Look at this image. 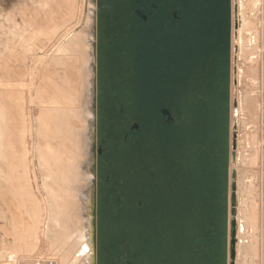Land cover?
Masks as SVG:
<instances>
[{"label":"rangeland","instance_id":"374dc122","mask_svg":"<svg viewBox=\"0 0 264 264\" xmlns=\"http://www.w3.org/2000/svg\"><path fill=\"white\" fill-rule=\"evenodd\" d=\"M56 1L46 0V3L45 0H0V64L2 66L11 60V53L23 54V48L27 44L31 46L36 42L47 40L48 44L54 41L55 44L51 43L52 46L59 42L67 45L66 43L69 44L72 40L73 34L81 35L86 32L89 24L87 0H61L63 8H60L61 5L59 6ZM136 1L147 7H150L151 3L160 4L164 11L171 10L175 13L180 10L179 4H176L180 0H92L96 8L94 22L91 24L94 34L92 55L95 75L94 209L92 211L95 264H141L139 209L141 206L148 209L147 217L143 215L148 221V226L151 222H156L154 218L159 219L160 222L165 221L168 212L165 214L163 210L166 212L168 208L170 196L168 189L171 187V177H174V173L172 174L168 169L171 162L167 158L170 146L174 144V133H172L174 130L166 123L167 117L162 114V110H171V115L181 114L186 119L189 113L197 114L196 110L199 108L195 106L196 102L190 97L191 94H186V90H189L190 93L197 92L200 99L207 103V106L201 110L206 113L211 110L213 114L221 96V89L217 88L215 81L221 80L222 74H225V71L219 69L224 55L220 56V53L215 54L212 51L201 55L199 64L203 61L204 65L193 82H190L189 87L174 84V77L180 73V70L177 69L175 62L171 64L172 53L169 52L167 55L165 50L168 46L164 43L154 47L147 46L151 43L147 40V56L141 58L137 46L139 40L136 39L139 38L142 27L140 20L134 15L137 8L134 6ZM212 3L214 5L215 0H212ZM239 5H241L240 15L235 12V8ZM222 7L219 5L220 11ZM101 8L109 14L106 12L101 14ZM225 9L229 13L227 107L224 122L228 157L226 244L222 264L230 262L233 183L236 185L235 193L238 191L239 218L242 226V229L237 230V235L239 234L237 238L240 242L237 241L239 249L235 264H264V0H228ZM51 11L53 13H50ZM156 16L155 14L154 17ZM42 22L43 24L40 25ZM47 22L51 25L45 24ZM239 23H242V37L237 44L234 41V29ZM205 30L207 32L204 35L210 37L211 31ZM59 35L60 37H57ZM174 40L172 52H175L173 47H180L177 44L179 42ZM18 56L23 55H17L16 58ZM22 60L20 59V64H24ZM44 62L48 64L49 59H45ZM236 66L241 67L240 85H237ZM2 72L0 69V78L12 81V77ZM29 79L26 78L28 81ZM26 80V83L23 82L19 86L20 88H16L14 96L18 97L19 105L26 107L27 110L24 112L27 116L29 114L30 122L25 118L28 125L31 123L26 139L29 142L28 146L30 145L32 158L36 153L37 142L41 140L37 137L35 120V116L38 117L41 93L38 90L39 80H36L32 87H28L31 85ZM223 84L225 85V82ZM24 87L28 88L26 89L28 93L25 92ZM10 89L15 90L14 87ZM21 91H24L25 96L22 100ZM33 96L37 97L34 105L31 104L34 101ZM0 97L2 98L3 95ZM1 98L0 106L3 109L4 97L2 100ZM235 99L242 103L238 116L234 114ZM22 102H26L25 105ZM36 102L39 103L36 105ZM248 106L251 112L248 111ZM35 107L36 109L32 110ZM3 114L4 111L1 115L5 122L8 118L6 119L7 114L6 116ZM183 126L184 124L181 126L180 123L177 124L181 129ZM192 127L194 129V126ZM194 136L198 137L196 132ZM199 137L203 138V134ZM234 140L237 147L236 156L232 160ZM42 142L39 141L40 144ZM208 146L210 149V140ZM62 159L65 160L66 157ZM209 161L212 166L215 161L214 151L209 153ZM35 164L37 165L36 160L28 165L33 169L32 171L28 167L29 184L21 185V188H17V192L13 190L15 187L9 188L8 184L2 182L6 174L0 173L2 174L0 264H34L35 259L30 262L23 258L27 259L35 253L38 254V250L40 256L42 255V264H48V261L52 260L59 261L64 252L70 251V246L75 241V237L69 238V234L73 233L72 227L85 224L89 215L85 206L82 208L81 217L76 213L75 207L76 212L73 206L70 210L63 208L68 204H74L71 201L73 186L71 190L67 187L69 185L67 173L58 172L55 178L47 167L44 169L47 171H44V175L47 176L44 188ZM49 164L52 165L51 162ZM140 168L143 170L142 175ZM61 171L63 172V169ZM232 171L237 173V179L232 178ZM212 172L214 176L213 167ZM209 174L211 175V169ZM183 175L186 178L187 171ZM150 178H156L157 181L152 191L146 183ZM144 188L146 194L144 193L143 196L141 189ZM148 192L152 193L151 198L147 196ZM6 211L10 212L8 219L4 217ZM151 212L154 213L152 217ZM152 229L156 230V227ZM168 236L171 237L170 229L162 239L164 249L157 251L154 249L152 254L150 253L152 259L146 264H171L166 254L170 250L168 241L167 244L165 241ZM33 246L34 251L31 255L29 249ZM26 247L29 249L27 250ZM73 257L71 263L75 264Z\"/></svg>","mask_w":264,"mask_h":264},{"label":"trees","instance_id":"16d2710c","mask_svg":"<svg viewBox=\"0 0 264 264\" xmlns=\"http://www.w3.org/2000/svg\"><path fill=\"white\" fill-rule=\"evenodd\" d=\"M226 2L228 0H215L213 5L212 0H180V2H176L179 4L180 10L175 13L171 10L164 11L162 6L157 4L158 9L152 11L147 22L134 12L142 27L139 38L136 39L139 40L137 41L139 56L141 58L147 56V40L149 43L151 42L147 46L153 45L154 47L159 43L168 46L165 52L167 55L169 52L172 53L171 64L175 62L177 69L180 70V73L174 77V84L190 86V82H193L194 77H197L198 71H201L204 65L203 61L199 64V60L205 52L212 51L215 54L220 53V56L224 55L219 69L225 71L221 80L215 81L217 88L221 89V96L213 114L211 110L207 113L201 110L207 106V103L200 99L197 92L190 93L189 90H186V94H191L190 97L196 102L195 106L199 108L196 110L198 113H189L187 119L181 114H172L173 121H168L165 117L166 123L174 130L172 132L174 133V144L170 146L169 155H167L171 162L168 169L172 174L174 173V177H171V187L168 189L169 205L167 209L164 207L166 212L163 210L165 214L168 212V218L163 222L154 218L156 222H151L148 226V221L143 217V215L147 217L148 209L144 206L139 209L141 264H146L152 259L151 252L154 249L155 251L164 249L162 239L165 238L169 229L171 237L168 236L169 238H166L165 241L166 244L167 241L169 243L170 250L166 254H168L171 264H222L223 262L226 244V166L228 157L224 135L229 37V13L225 9ZM219 5L223 6L222 11L219 10ZM134 6L141 8L140 5H136V2ZM105 12L101 8L100 13ZM106 14L109 13L106 12ZM155 14L156 17H154ZM205 29L211 31L210 37L204 35L207 32ZM173 39L177 40L179 42L177 44L180 45V47H173L175 52H172ZM179 123L180 126L184 124L182 129L177 127ZM184 132L186 133L184 134ZM194 132L198 137L194 136ZM209 132H211V139H209ZM201 134H203V138L199 137ZM191 138L193 140H190ZM211 151L215 152V161L212 166L209 161ZM210 169L211 175L209 174ZM139 170L142 175L143 170L141 168ZM186 171L187 177L185 178L183 174ZM146 183L152 191L153 185L157 181L156 178H150ZM146 183L144 181V187ZM141 191L144 196L145 188ZM151 195L152 193L148 192L149 198ZM153 215L154 213L151 212V217ZM155 227L156 230H153L152 228Z\"/></svg>","mask_w":264,"mask_h":264},{"label":"bare ground","instance_id":"6f19581e","mask_svg":"<svg viewBox=\"0 0 264 264\" xmlns=\"http://www.w3.org/2000/svg\"><path fill=\"white\" fill-rule=\"evenodd\" d=\"M57 1L56 2L59 4V6L61 5L60 8H63V4L61 3L62 1ZM240 7L241 5L237 6L236 8V13L238 15L241 14ZM86 8L89 18L87 30L84 34L81 35L73 34L74 36L69 44L66 43L67 45H65L63 44V42H59V44L57 43L56 45H54L55 43L53 41L51 42L54 43L52 46L49 41L48 42L51 45L47 43V40H45L46 42H36L31 46L27 44L23 48V54L11 53V60H8V62L5 63L4 66L0 64V69L1 71H3L2 73L7 74L8 77H12V81H8L9 79L4 80L2 76V78H0V96L3 95L5 100H3V102L5 103L4 108L2 109L0 106V173L6 174V176L3 178L4 181L2 182L8 184L9 188L15 187V189L13 190L16 192L17 188H21V185L29 184L28 165L31 164V162H33L34 160L37 161V165L35 164V168L38 173H36L40 176L42 180V186L44 188L46 187L47 181V176L44 175V169H47V167L49 168V170H51L50 173L55 175V178L58 172L67 173V177L69 180V185L67 184V187H69L71 190V186H73V196H71V201L74 202V204L70 201L72 204H68V208L66 206H63V208L70 210L75 207L77 209V212L75 208L74 211L80 214V217L82 215L83 206H85V208H87V211L90 213L87 204L90 197L91 185L94 179V175L91 169L93 162L94 141L92 135V121L94 119V59L92 55V48L94 34L91 24L94 22V10L96 8L94 7L92 0H87ZM53 11L56 12V10ZM50 13L53 12L51 11ZM49 22L45 24L48 25ZM41 24H43V22L40 23V25ZM44 25H42V27H44ZM241 32L242 23H239L237 28L234 29V41L237 44H239L241 41ZM67 34L64 35L67 36ZM35 35L38 36L37 34ZM57 37H60V35ZM62 37L63 36H61V38ZM17 55L23 56H18V58H16ZM20 59H23L22 61H24V64L19 63ZM45 59H49L48 64L47 62H44ZM16 60H18V62ZM240 70L241 67L236 66L237 85H240ZM27 77L30 78L29 81L26 80ZM25 80L28 81L29 85H31L28 87L34 86L36 80L40 81L38 90H40L41 93L39 98L41 100L40 103L38 102L39 104L36 102V105L38 104L39 106V112L38 117L35 116V120L37 122V137L38 139L41 138V140L39 141L43 142L41 144L39 143V141L37 142V147H35L36 153L32 158L30 157V145L28 146L29 142L26 139L29 133L28 128L29 126H31V123H29L28 125V121L30 122L29 114L27 116L26 112H24L25 110H27L26 107L19 105V100L17 99L18 97L14 96L16 88L22 85ZM10 87H14L15 90L10 89ZM26 89L28 88H25V92L28 93ZM23 92L21 91L20 93L22 94ZM36 92L39 95L38 91ZM20 96L23 97L24 93ZM35 96L37 95L35 94ZM35 96H33L34 99H32L34 100L33 103L31 102V104L33 105L35 103V100H37V97L35 98ZM3 97H0L1 100L3 99ZM24 97H20L21 100L24 99ZM30 98L32 97L30 96ZM27 100L29 101L30 99ZM28 101H26L27 104ZM25 103L23 105H25ZM0 104H2V102ZM26 106L28 108V105ZM241 106V101L235 99L234 114H236V116L239 115ZM33 109H36V107L32 108V110ZM3 111L5 114H7V116L5 114L3 115L6 116V119L8 118L5 122H3L1 115ZM248 111L251 112L250 108L248 109ZM25 118L28 121H26ZM31 119H33V117H31ZM7 121L9 123H7ZM34 138L36 137L34 136ZM63 157H66V159L63 160ZM50 162L52 163L51 166L49 164ZM31 166L33 167V164ZM61 169H63V172L61 171ZM1 170L4 172H2ZM31 170L33 171V169ZM61 173L60 175H63ZM235 178L237 179V173ZM58 188L56 187V189ZM1 192L2 191L0 190V194ZM236 196L237 216L235 217V221L237 234V230H240V228L242 229L239 218L240 208L238 191L236 192ZM70 202L68 201V203ZM72 206L73 208H71ZM9 213V211H6L4 217H7L8 219ZM231 216L233 218V215ZM89 218L90 217L88 215L85 224L72 227L71 231L73 230V233L69 234V238L73 236L75 237V241L73 245L70 246V251L64 252L59 261H48V264H72L71 258L73 256L75 264H93L92 250L88 247L90 246L91 241V228ZM237 236H239V234ZM237 241L238 243L240 242L239 238H236V245ZM26 242H28V240ZM26 242L25 245H27ZM34 242H36V240ZM236 245L235 249H237V255L239 244L237 245V248ZM26 248L27 250L29 249L28 247ZM32 249H29L31 250L30 254L33 253L34 246ZM38 251L40 252V250ZM39 252L38 254L35 253V255L31 254L32 256H29L27 259L23 258V260H28L31 262L35 259L34 264H42V255L40 256ZM73 252L75 255H73ZM26 254L28 253L26 252Z\"/></svg>","mask_w":264,"mask_h":264},{"label":"water","instance_id":"95a60500","mask_svg":"<svg viewBox=\"0 0 264 264\" xmlns=\"http://www.w3.org/2000/svg\"><path fill=\"white\" fill-rule=\"evenodd\" d=\"M235 12H236V8H235ZM136 14L138 15L139 18H141L143 21H147V16L142 13L141 11L137 10L136 11ZM238 25L235 26V28H237ZM94 73V71H93ZM94 75V74H93ZM94 89H95V75H94ZM162 114L164 116L167 117L168 121H173V117L170 113V111H168L167 109H163L162 110ZM92 127L94 128V122L92 121ZM92 135H93V139H94V130L92 131ZM233 138H235L233 136ZM236 147H237V143L236 141L234 140L233 142V154H232V160L235 158L236 156V153H235V150H236ZM94 155H93V162H92V166H91V169H92V172L94 170V167H93V164H94ZM232 178L235 179L236 177V172L235 171H232V174H231ZM236 185L233 183V186H232V195H231V214L233 215V218H232V226H233V230H232V233H231V240H230V251H229V257H230V262L229 264H235L236 263V249H235V245H236V238H237V234H236V221H235V216H236ZM88 209L90 211L89 213V219H90V228H91V241H90V246H88L91 250H92V255H93V264H95V261H94V226L92 224V211L94 209V186H93V183L91 185V192H90V197H89V201H88Z\"/></svg>","mask_w":264,"mask_h":264},{"label":"flooded vegetation","instance_id":"af4514ba","mask_svg":"<svg viewBox=\"0 0 264 264\" xmlns=\"http://www.w3.org/2000/svg\"><path fill=\"white\" fill-rule=\"evenodd\" d=\"M136 5H140L141 8L140 7L135 8V13L137 10L141 11L147 16V21H149L152 11H156L158 9L157 4H154V3L153 4L151 3L150 7L149 6L147 7V5L144 6L143 3L140 4V1H136Z\"/></svg>","mask_w":264,"mask_h":264}]
</instances>
